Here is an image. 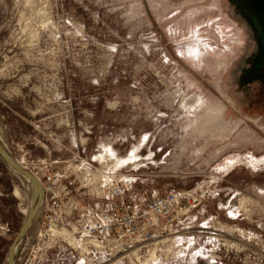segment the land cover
I'll return each instance as SVG.
<instances>
[{
	"label": "rangeland",
	"instance_id": "obj_1",
	"mask_svg": "<svg viewBox=\"0 0 264 264\" xmlns=\"http://www.w3.org/2000/svg\"><path fill=\"white\" fill-rule=\"evenodd\" d=\"M241 3L0 0V138L25 170L78 155L133 175L131 201L203 198L191 227L210 229L188 256L168 260L172 241L145 264H264V71L244 74L260 35ZM30 201L0 159V264ZM200 248L217 263L189 257ZM66 249L40 264H74Z\"/></svg>",
	"mask_w": 264,
	"mask_h": 264
},
{
	"label": "built area",
	"instance_id": "obj_2",
	"mask_svg": "<svg viewBox=\"0 0 264 264\" xmlns=\"http://www.w3.org/2000/svg\"><path fill=\"white\" fill-rule=\"evenodd\" d=\"M51 164L41 161L29 170L42 185L45 199L17 264H40L49 250L63 247L74 264H145L156 252L152 248L172 241L179 250L171 245L159 251L174 261L188 256L196 238L210 229L209 220L198 223L202 226L197 230L191 227L192 215L203 202L193 191L167 190L137 203L127 198L135 181L129 173L99 174L93 159L78 155L60 167ZM243 214L240 207L225 208L229 220ZM200 254L201 248L189 257L195 260ZM204 257L217 263L215 255Z\"/></svg>",
	"mask_w": 264,
	"mask_h": 264
},
{
	"label": "water",
	"instance_id": "obj_3",
	"mask_svg": "<svg viewBox=\"0 0 264 264\" xmlns=\"http://www.w3.org/2000/svg\"><path fill=\"white\" fill-rule=\"evenodd\" d=\"M242 1L246 2L248 5V7H245L244 5L246 3L240 4L241 6H243L242 9H244L245 13L252 21L255 29L259 33L260 35L259 43H260L262 36H264V0H242ZM254 19H259V27L255 26ZM0 159L11 170L22 176L24 179H26L31 187V201H30L29 209L27 211V214L19 231L17 232L16 236L14 237L13 241L11 242L7 250L6 264H17L18 257L25 242L26 235L42 209V206L44 204L45 194L40 182L29 171L25 170L12 157V155L8 151L7 147L3 144L1 139H0ZM197 226H202V224H199Z\"/></svg>",
	"mask_w": 264,
	"mask_h": 264
},
{
	"label": "flooded vegetation",
	"instance_id": "obj_4",
	"mask_svg": "<svg viewBox=\"0 0 264 264\" xmlns=\"http://www.w3.org/2000/svg\"><path fill=\"white\" fill-rule=\"evenodd\" d=\"M258 49H259V52L257 54H254L250 58V62L253 65L252 68L244 71V74L247 77L258 75V73H261L264 71V53L260 49V43H259Z\"/></svg>",
	"mask_w": 264,
	"mask_h": 264
},
{
	"label": "bare ground",
	"instance_id": "obj_5",
	"mask_svg": "<svg viewBox=\"0 0 264 264\" xmlns=\"http://www.w3.org/2000/svg\"><path fill=\"white\" fill-rule=\"evenodd\" d=\"M255 21V26H257V27H259V19H254ZM260 49L263 51V53H264V36H262V38H261V41H260ZM1 139V138H0ZM1 141H2V139H1ZM107 155H108V157H111L112 156V154L110 153V152H108L107 153ZM113 157V156H112ZM97 158H102V156H98ZM129 160V159H128ZM118 162L119 163H126L127 162V160L126 159H124V160H118ZM151 258H154V254L152 253L151 254Z\"/></svg>",
	"mask_w": 264,
	"mask_h": 264
},
{
	"label": "trees",
	"instance_id": "obj_6",
	"mask_svg": "<svg viewBox=\"0 0 264 264\" xmlns=\"http://www.w3.org/2000/svg\"><path fill=\"white\" fill-rule=\"evenodd\" d=\"M0 243H1V239H0Z\"/></svg>",
	"mask_w": 264,
	"mask_h": 264
}]
</instances>
